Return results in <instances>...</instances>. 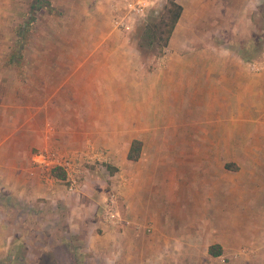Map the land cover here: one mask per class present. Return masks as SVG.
Listing matches in <instances>:
<instances>
[{"label": "crops", "instance_id": "obj_1", "mask_svg": "<svg viewBox=\"0 0 264 264\" xmlns=\"http://www.w3.org/2000/svg\"><path fill=\"white\" fill-rule=\"evenodd\" d=\"M42 1L37 8L47 3ZM48 1L54 6L41 10V18L45 16L41 33L70 32L75 39L33 42L39 50L41 79L54 84L57 95L73 97L69 103L73 107L78 97L90 102L96 89L97 99L104 98L100 111L111 112L112 105L106 109L111 103V86L106 82L113 74L125 80L135 64V53L126 41L114 45L110 40L123 34L111 20L117 0ZM175 1L182 10L165 56L171 69V96L177 100L174 112H182L184 105V112L203 113L206 123L208 114H213L210 122L215 127L205 124V128L224 127V113H243L249 128L264 129V71L253 73L248 67L250 61L263 57L258 56L259 50L264 54L260 12L264 0ZM104 64L110 67L99 72ZM180 74L183 79L179 80ZM123 87L121 82L117 89ZM11 103L13 115L0 114V241L39 242L42 253L56 244L57 252H51L57 264H209L213 257L226 264L229 256L237 255L233 249L250 244L255 247L254 259L227 264H264V199L253 196L257 190L255 154L258 151L264 160V140L248 137L243 158L249 173L246 184L240 182L244 170L238 166L224 164L225 169L215 171L205 159L201 168L187 164L182 172L172 170L171 177L161 171L149 179L136 175L128 183L119 170L111 173L110 165L100 164L101 169L85 171L76 191H69L61 177H53V172L49 178L42 175L32 160L36 149L53 143L43 140L45 123L34 121L48 103L42 100L36 114L31 113L32 107L25 109L23 117L16 115L17 103L13 99ZM236 123L229 127L245 125ZM113 141L103 145L110 163L118 168L120 161H128L132 140L118 146H112ZM140 141L137 161L143 152ZM65 144L71 149L78 146L76 140ZM115 180L117 189H122L119 218L111 225L103 222L102 212L106 184ZM260 189L264 191V183ZM160 190L167 192L161 205L150 199L151 193ZM4 217L7 228L2 226ZM212 245L220 247L219 255L209 253Z\"/></svg>", "mask_w": 264, "mask_h": 264}, {"label": "rangeland", "instance_id": "obj_2", "mask_svg": "<svg viewBox=\"0 0 264 264\" xmlns=\"http://www.w3.org/2000/svg\"><path fill=\"white\" fill-rule=\"evenodd\" d=\"M10 1L8 3L7 0H0V114L1 116L13 115L14 108L11 99L17 103L16 115L21 117L24 115V110L31 111V107L33 111L31 113L36 114V111L42 108L40 106L42 100H46L48 105L45 107V112H37L38 117L34 119V121H40L39 124L45 123L42 130L43 140H53L52 146L38 148L33 152V157L37 159L33 158L32 160L41 169L42 175L49 178L53 172L52 176L61 177L66 186L60 171L41 168V164H43L41 154L72 156L79 170V185L85 171L89 172L91 167L101 169L100 164L110 165V168L107 167L109 171L113 170L111 168L119 170L120 173H123L124 181L128 183L136 175L143 174L145 179H149L153 177V174L158 175L161 171H166V175L171 177L172 170L182 172L187 164L188 167L191 165L194 168H201V163L208 159L210 161L209 168L215 171L225 169L224 164H232L235 168L238 166V170H244L240 172L241 184L247 183L249 173L243 158L246 157L245 149L248 146L246 145L248 137L254 140H264V129L249 128L247 126L248 116L243 113H224V127L214 128L215 123L210 122L213 114H208L206 123L203 113L184 112V105L176 104L181 107L182 112H174L173 103L177 100L171 96V91H173L171 90V69H168L169 66L165 60V56L168 54L167 46L159 49L156 43H150L149 37L144 35L147 31L145 24L155 21V17L163 12V7L168 0H159L153 7H150L145 16L135 21L131 31L122 32L123 34H119V38L112 39L111 36L110 40L114 42V45L123 40L132 47L135 53V64L133 71L124 75L125 80L120 81L113 72L111 73L113 74L111 80L106 82V85L111 86V103L109 102L106 109H110L109 106L112 105V111H106V113L100 111L105 106L99 104L104 98L97 99L95 93L98 90H93V98L90 102H88L90 99L78 97L74 101L73 107L72 103L69 105L73 97L62 92L57 95L54 84L46 78H42V80L40 77L39 50L34 48L37 45L34 46L33 42L68 39L69 36L75 39L73 33L70 32L58 35L47 30V33H41L40 24H45V16L41 18V10L48 11L47 9L54 5L47 0L48 4L45 3L42 5L43 7L37 8L36 0ZM41 2L43 4L44 1ZM153 10L155 11L153 12ZM260 12L261 21H264V5ZM47 23L50 22L47 21ZM53 23L56 21L54 20ZM258 36L261 37V35ZM262 52L263 49L259 50L258 56H262ZM103 67L106 69L110 66L104 64L98 71L103 72ZM60 75L63 76V74ZM180 75H178L179 80L183 79V76ZM121 82H124L126 86L123 89H120ZM119 85L120 88L117 89ZM119 92L120 96H118ZM227 99L225 101H228ZM94 102L95 104L92 105ZM124 102L126 104H123ZM33 116L34 114H32ZM201 116H203V121H200ZM109 117L111 118L110 122L108 121ZM233 121L237 123L242 121L245 125L241 127L236 123L239 128H231L229 126ZM205 124L214 127L205 128ZM133 139L143 140L141 159L136 162L120 161L116 168L110 163L112 159L107 157L103 144H106L105 141L114 140L112 146H118L119 143L123 145L126 141ZM55 140L60 142H55ZM68 140H76L78 146L71 149L72 147L65 144ZM256 154L255 164L257 166L254 172L257 190L253 196L256 195L257 200H262L264 191L260 187L263 188L264 183V160L258 151ZM55 173L59 175L57 176ZM99 175L104 178L100 170ZM119 179L116 177V180ZM116 180L113 182L116 183ZM114 183L110 186L106 184L108 193L106 201L111 195H114L117 212H119L122 188L118 190V184ZM150 195L151 201L152 199L153 201L159 200L161 205L165 202L167 192L161 193L160 190ZM118 218L117 215V220ZM5 220L4 217L2 226L7 228ZM116 221L111 225H114ZM103 222L109 224L104 218ZM38 245L39 242H24L22 240L0 241V264H57L51 252V250L57 252L56 244H50L52 245L49 247L50 249L43 253ZM232 251H235L237 255L229 256L226 264L231 261H241L242 258L254 259L256 253L255 247L250 244L239 245ZM220 261L221 259L218 261L213 257L209 264H225Z\"/></svg>", "mask_w": 264, "mask_h": 264}, {"label": "built area", "instance_id": "obj_3", "mask_svg": "<svg viewBox=\"0 0 264 264\" xmlns=\"http://www.w3.org/2000/svg\"><path fill=\"white\" fill-rule=\"evenodd\" d=\"M159 0H117L116 6L113 7L114 14L111 18L113 26L121 32L132 30L135 21L145 16L150 7ZM119 6H118V5ZM249 70L253 73L264 71V54L260 60L250 61ZM41 168L49 171L58 170L63 175V181L69 191H76L79 186V170L74 163L72 156H58L41 154ZM49 166V167H46ZM117 206L114 195H111L105 202L103 208V218L112 224L117 220Z\"/></svg>", "mask_w": 264, "mask_h": 264}, {"label": "trees", "instance_id": "obj_4", "mask_svg": "<svg viewBox=\"0 0 264 264\" xmlns=\"http://www.w3.org/2000/svg\"><path fill=\"white\" fill-rule=\"evenodd\" d=\"M42 0H36V4H40ZM182 7L175 0H168L167 4L163 7L158 17H155V21H151L145 24V36L150 43H156L159 49L167 46L173 28L178 21L181 14ZM155 10H153L154 12ZM152 12V13H153ZM142 142L138 139H133L129 151L127 153V159L130 161H136L139 157ZM115 171V169H114ZM111 170V173L114 172ZM55 175H59L55 173ZM209 253L212 256H217L221 253V249L218 245H212L209 247Z\"/></svg>", "mask_w": 264, "mask_h": 264}]
</instances>
